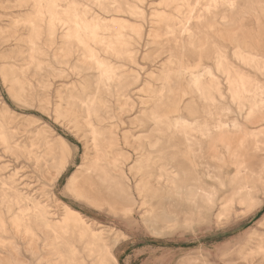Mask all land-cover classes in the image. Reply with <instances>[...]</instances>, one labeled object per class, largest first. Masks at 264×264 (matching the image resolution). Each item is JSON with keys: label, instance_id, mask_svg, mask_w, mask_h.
<instances>
[{"label": "rangeland", "instance_id": "374dc122", "mask_svg": "<svg viewBox=\"0 0 264 264\" xmlns=\"http://www.w3.org/2000/svg\"><path fill=\"white\" fill-rule=\"evenodd\" d=\"M260 101L264 0H0V255L264 264Z\"/></svg>", "mask_w": 264, "mask_h": 264}, {"label": "bare ground", "instance_id": "6f19581e", "mask_svg": "<svg viewBox=\"0 0 264 264\" xmlns=\"http://www.w3.org/2000/svg\"><path fill=\"white\" fill-rule=\"evenodd\" d=\"M231 4L230 5H232L233 4V2H230ZM235 7V6H234ZM230 9H232V6L230 7ZM51 12H54V11H51ZM50 13V12H49ZM55 13V12H54ZM230 13H232V12H230ZM53 14V13H52ZM52 14H50V15H52ZM52 18H54V16L52 17ZM76 23V22H75ZM74 24V23H73ZM79 24V23H78ZM78 26V25H77ZM80 27H81V25H80ZM94 28V27H93ZM76 29V28H75ZM83 30L85 29V28H82ZM90 30H93V29H91L90 28ZM31 31V30H30ZM74 31V30H73ZM92 32V31H91ZM36 35V34H35ZM90 35H92L91 33H90ZM95 35V34H94ZM74 36H76L75 34H74ZM91 37H93V36H91ZM80 38V37H79ZM94 38V37H93ZM78 40V39H77ZM81 41V40H80ZM78 42V41H77ZM79 44V43H78ZM81 44H82V41H81ZM89 55H91V54H89ZM99 63V62H98ZM43 64H44V62H43ZM100 64V63H99ZM99 66H102V65H99ZM99 68H101V67H99ZM103 70H104V67H103ZM195 84H198V82L197 83H195ZM199 85V84H198ZM197 87V86H196ZM199 88V87H198ZM41 97V96H40ZM264 104V102L263 101H260V102H255V104L253 105V109H257V108H260L259 106H262ZM221 134V133H220ZM235 147V146H234ZM25 148V147H24ZM26 150V149H25ZM64 159V158H63ZM109 160H110V158H109ZM36 164V163H35ZM46 166V165H45ZM4 174V173H3ZM77 181H76V178L75 177H71V179H70V181H69V187L71 188V190L73 191V192H77L79 189H78V187H77ZM78 195H79V193H78ZM59 204V203H58ZM166 206V205H165ZM66 209V211L64 212V214L62 215V218H61V224L63 225V226H65V227H67L68 225H70V224H72V223H78L79 221H82V218H81V216L78 214V213H76V212H74V211H72L71 209H69V208H65ZM78 212V211H77ZM48 216V215H47ZM19 219V218H18ZM18 219L17 218H15L14 219V223H13V226H18L20 223H19V221H18ZM21 219V218H20ZM9 222V221H8ZM21 222V221H20ZM80 224H81V222H80ZM45 225V224H44ZM47 225V224H46ZM79 225V224H78ZM1 228V227H0ZM83 232V231H82ZM84 240V239H83ZM52 246H51V244H49V248H51ZM86 248L88 249V251L91 253V255H95V256H98V258L96 259V261H95V264H107L106 263V260H105V258L106 257H108V256H110L109 255V252H108V247L104 244V242L102 241V239H101V237H100V235H97V236H92V240H91V243H88L87 245H86ZM10 249H11V252H12V255H13V257H14V260H15V263L14 264H25V263H23V262H21L20 260H19V258L17 257V255H16V250L13 248V247H11L10 246ZM78 255V254H77ZM109 258V257H108ZM111 263L112 264H117L116 263V261L111 257ZM0 264H12V263H10L8 260H7V258L6 257H4V256H2V255H0ZM52 264H56V263H52ZM82 264V263H81Z\"/></svg>", "mask_w": 264, "mask_h": 264}, {"label": "snow or ice", "instance_id": "6c2138e0", "mask_svg": "<svg viewBox=\"0 0 264 264\" xmlns=\"http://www.w3.org/2000/svg\"><path fill=\"white\" fill-rule=\"evenodd\" d=\"M226 7H230V6H233V5H230V4H225Z\"/></svg>", "mask_w": 264, "mask_h": 264}]
</instances>
